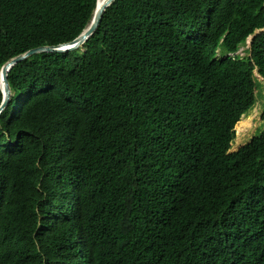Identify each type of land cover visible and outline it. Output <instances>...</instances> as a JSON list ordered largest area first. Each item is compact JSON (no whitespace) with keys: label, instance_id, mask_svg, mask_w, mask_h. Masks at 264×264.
<instances>
[{"label":"trees","instance_id":"16d2710c","mask_svg":"<svg viewBox=\"0 0 264 264\" xmlns=\"http://www.w3.org/2000/svg\"><path fill=\"white\" fill-rule=\"evenodd\" d=\"M97 3L0 0V107L3 66ZM255 70L264 0H114L13 66L0 264H264V130L231 152Z\"/></svg>","mask_w":264,"mask_h":264},{"label":"water","instance_id":"95a60500","mask_svg":"<svg viewBox=\"0 0 264 264\" xmlns=\"http://www.w3.org/2000/svg\"><path fill=\"white\" fill-rule=\"evenodd\" d=\"M114 0H107L105 1L103 4V6L98 7V3H97V8L94 14V18L92 23L90 24V26L88 27V29L86 31H84L77 39H75L73 42L71 43H67V44H63V45H59V46H43V47H38L35 49H32L22 55H19L18 57L11 59L9 62H7L1 71V85H2V90H3V94H4V103L2 105V107H0V112H2L5 107L8 104V99L9 96L11 94L10 92V86H9V82H8V73L11 70V68L13 66H15L17 63H19L20 61L27 59L35 54H39V53H65V52H70L73 50L78 49L79 47H81L97 30V28L100 25L101 19L104 15V12L106 10L107 7H109V5L113 2ZM254 36H251L249 38V42H247L249 44V48L251 46L252 40H253ZM256 77V75H255Z\"/></svg>","mask_w":264,"mask_h":264},{"label":"rangeland","instance_id":"374dc122","mask_svg":"<svg viewBox=\"0 0 264 264\" xmlns=\"http://www.w3.org/2000/svg\"><path fill=\"white\" fill-rule=\"evenodd\" d=\"M247 49H249V44L241 48L238 54L241 56L247 55V51H246ZM255 75L257 80L264 84V78L258 74L257 70H255ZM257 88H258L256 93L257 104L254 109H252L247 115L243 116L242 119L237 123L235 127L236 137L232 143L231 152L239 150L240 148H242V146L250 142L254 137L258 136L264 130V93H263L264 87H263V92L261 91L259 85L257 86ZM11 100H12V94H10L9 96L8 104L11 102Z\"/></svg>","mask_w":264,"mask_h":264},{"label":"bare ground","instance_id":"6f19581e","mask_svg":"<svg viewBox=\"0 0 264 264\" xmlns=\"http://www.w3.org/2000/svg\"><path fill=\"white\" fill-rule=\"evenodd\" d=\"M105 1H107V0H98V7H101V6H103L104 4V2Z\"/></svg>","mask_w":264,"mask_h":264}]
</instances>
